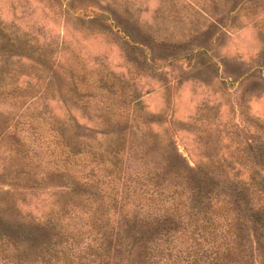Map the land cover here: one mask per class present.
Masks as SVG:
<instances>
[{
    "label": "trees",
    "instance_id": "obj_1",
    "mask_svg": "<svg viewBox=\"0 0 264 264\" xmlns=\"http://www.w3.org/2000/svg\"><path fill=\"white\" fill-rule=\"evenodd\" d=\"M51 44L0 24L1 178L22 204L29 205L28 196L38 202L14 222L0 219V264H168L164 255L177 251V242L193 250L186 264H264V123L241 112L246 140L235 127L223 128L232 151L203 154L190 165L152 130L147 113L135 112L137 94L130 95V113L89 110L87 86L114 100L128 83L99 73L88 82L75 64H59ZM20 77L27 84L21 90ZM33 78L43 86L33 88ZM54 98L67 114L51 111ZM69 106L99 126L78 124ZM24 122L47 127L56 151L48 168L28 154L17 130ZM209 130L203 126L199 139ZM2 193L7 205L8 191Z\"/></svg>",
    "mask_w": 264,
    "mask_h": 264
},
{
    "label": "rangeland",
    "instance_id": "obj_2",
    "mask_svg": "<svg viewBox=\"0 0 264 264\" xmlns=\"http://www.w3.org/2000/svg\"><path fill=\"white\" fill-rule=\"evenodd\" d=\"M0 24L51 42L59 64H75L88 82L97 73L127 82V95L114 100L105 90L87 86L84 104L93 111L105 106L125 114L132 110L130 95L137 94L140 110L135 112L147 113L152 130L172 141L190 165L191 158L232 151L223 128L235 127L246 140L241 112L264 123V0H0ZM25 81L18 79L20 90ZM29 81L33 88L43 86L40 79ZM48 103L55 115L67 114L60 99ZM69 108L78 124L99 126L97 120L87 121L83 111ZM205 112L214 118L202 119ZM20 123L17 130L32 161L51 166L56 151L47 127ZM205 125L211 136L200 135L201 140ZM132 137L136 144L139 137ZM5 155L0 144V163ZM1 174L0 198L8 191V204L0 203V219L14 222L27 210L34 213L38 202L28 196L29 205L22 204L18 190ZM186 245L177 242L178 250L164 255L168 264L192 258Z\"/></svg>",
    "mask_w": 264,
    "mask_h": 264
}]
</instances>
